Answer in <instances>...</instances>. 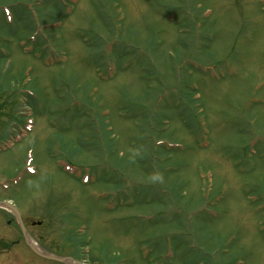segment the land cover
I'll use <instances>...</instances> for the list:
<instances>
[{"label": "rangeland", "instance_id": "rangeland-1", "mask_svg": "<svg viewBox=\"0 0 264 264\" xmlns=\"http://www.w3.org/2000/svg\"><path fill=\"white\" fill-rule=\"evenodd\" d=\"M18 118L0 197L45 245L264 264V0H0V137Z\"/></svg>", "mask_w": 264, "mask_h": 264}, {"label": "flooded vegetation", "instance_id": "flooded-vegetation-1", "mask_svg": "<svg viewBox=\"0 0 264 264\" xmlns=\"http://www.w3.org/2000/svg\"><path fill=\"white\" fill-rule=\"evenodd\" d=\"M14 122L17 124L18 131L0 137V152L6 151L7 148L13 145L21 144L24 139L21 136L23 130H20V127H24L23 120L18 118ZM17 172L8 177L14 180L18 176ZM7 201L9 199L0 197V202ZM0 209L5 211L4 214H0V264H70L69 262L72 260L82 263L81 256L84 254L82 252L80 258H78L70 249H53L49 245H45L42 239L45 234L51 233V230L49 231V228H47L48 230L43 234L41 220L27 219L28 217L21 212L19 216H16L6 209ZM34 249L49 257L36 253ZM50 256L62 258L63 260L59 261Z\"/></svg>", "mask_w": 264, "mask_h": 264}, {"label": "water", "instance_id": "water-1", "mask_svg": "<svg viewBox=\"0 0 264 264\" xmlns=\"http://www.w3.org/2000/svg\"><path fill=\"white\" fill-rule=\"evenodd\" d=\"M1 205H3V206L6 205V206H7V204H5V203L0 204V206H1ZM15 211H16V210H15ZM34 251H35L36 253L40 254V255L46 256L44 253L40 252V251L37 250V249H34ZM46 257H49V256H46ZM50 257L53 258V259L59 260V261L63 260L62 258H58V257H52V256H50Z\"/></svg>", "mask_w": 264, "mask_h": 264}]
</instances>
